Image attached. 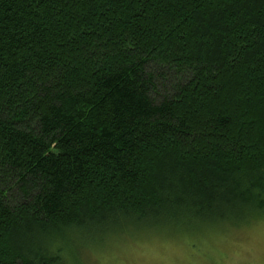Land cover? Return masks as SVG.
I'll return each instance as SVG.
<instances>
[{
    "label": "trees",
    "instance_id": "16d2710c",
    "mask_svg": "<svg viewBox=\"0 0 264 264\" xmlns=\"http://www.w3.org/2000/svg\"><path fill=\"white\" fill-rule=\"evenodd\" d=\"M169 204L264 213V0H0V264Z\"/></svg>",
    "mask_w": 264,
    "mask_h": 264
},
{
    "label": "rangeland",
    "instance_id": "374dc122",
    "mask_svg": "<svg viewBox=\"0 0 264 264\" xmlns=\"http://www.w3.org/2000/svg\"><path fill=\"white\" fill-rule=\"evenodd\" d=\"M172 205L151 209L144 217L118 215L106 224L91 223L65 235L53 233L57 241L50 248L55 258L51 264H85L90 259L104 264L111 258L109 253L120 246L141 251L157 240L166 242V237L207 233L215 236L221 259L235 253L250 255L258 242L259 223H264V213L250 216L247 210L235 214L228 209L202 215L199 210Z\"/></svg>",
    "mask_w": 264,
    "mask_h": 264
},
{
    "label": "clouds",
    "instance_id": "9594fccd",
    "mask_svg": "<svg viewBox=\"0 0 264 264\" xmlns=\"http://www.w3.org/2000/svg\"><path fill=\"white\" fill-rule=\"evenodd\" d=\"M258 242L250 255L230 254L221 259L216 250L213 234L176 235L166 237V242L157 240L144 250L137 251L133 246H120L109 255L104 264H264V223H259ZM85 264H96L90 259Z\"/></svg>",
    "mask_w": 264,
    "mask_h": 264
}]
</instances>
